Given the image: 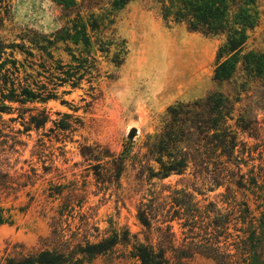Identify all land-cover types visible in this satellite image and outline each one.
<instances>
[{"label":"rangeland","instance_id":"obj_1","mask_svg":"<svg viewBox=\"0 0 264 264\" xmlns=\"http://www.w3.org/2000/svg\"><path fill=\"white\" fill-rule=\"evenodd\" d=\"M7 1L8 12L0 11V39L5 46L16 47L3 48L0 63L13 71L15 83H27L39 97L48 98H34L23 105L4 101L10 109L0 112V135H6L8 144L11 137L17 141L14 150L7 152L12 165L10 174L29 183L14 195L0 197V209L10 215V222L0 223V258L46 246L53 239L55 227L65 239L86 236L95 240L113 232L120 237L127 231L128 244L118 243L85 264H139L129 255L131 245L145 243L146 236L151 243L156 242V233L151 230L148 235L137 219L140 201L185 188L200 203L213 201L221 206L219 193L224 188L193 190L188 172L137 180L136 171L127 163L118 180L101 182L92 166L96 162L85 160L80 149L98 144L115 153L124 149L142 153L146 136L157 131L168 106L192 101L215 89L228 92L232 86H217L212 80L216 54L225 41L223 35H206L189 31L183 24L165 23L158 16V3L130 0L115 12L114 22L108 26L123 44L121 63L112 61L116 52L113 44L108 52L94 49L99 37L94 33L90 37L94 50L89 54L95 61L88 58L87 64L91 66L76 70L73 76L62 74L61 80H50L48 73L37 66L39 60L27 57L23 50L31 48L28 39L35 34L45 37L60 26L72 27L75 14L63 11L62 5L53 0ZM74 1L78 8L81 6L83 22L89 21V13L97 15L109 8L108 0ZM258 10V25L247 32L245 46L246 50L264 52V0ZM104 34L110 36L109 31ZM57 45L60 49L52 51L53 57L65 65L64 71L76 67L79 59L87 56L80 52L84 48L81 42ZM257 89L251 88L249 99L236 104L234 115L253 102ZM42 110L47 114L44 125L25 130L30 115ZM258 118L263 119L264 112ZM131 130L134 135L129 137ZM239 137L248 145L255 142L245 134ZM258 151L264 158V144ZM152 165L157 167L155 162ZM239 193L237 197H242ZM245 196L252 198L247 191ZM174 230L179 236L176 225ZM173 261L171 257L170 263ZM181 263L215 264L199 255Z\"/></svg>","mask_w":264,"mask_h":264},{"label":"trees","instance_id":"obj_2","mask_svg":"<svg viewBox=\"0 0 264 264\" xmlns=\"http://www.w3.org/2000/svg\"><path fill=\"white\" fill-rule=\"evenodd\" d=\"M53 1L62 5L63 11H73L76 20L72 27L60 26L45 37L37 34L28 37L32 46L23 50L27 57L39 60L37 66L48 73L50 80H61L62 74L68 77L76 70H85L91 66L87 65L88 58L95 61L89 54L92 50L108 52L112 44L116 49L112 61L121 63L119 53L123 52V44L117 41L108 26L114 22L115 12L130 0H108V10L99 7L104 12L89 13L86 22L80 15L81 6L78 8L74 0ZM260 1L151 0L159 4L158 16L165 23L183 24L189 31L225 37L216 54L212 80L217 86L226 83L232 87L228 92L215 89L192 101H177L168 106L157 131L146 136L142 153L126 149L115 153L98 144L83 145L80 149L85 160L96 162L92 166L101 182L118 180L129 163L136 171L137 180L148 181L153 177L188 172L193 190L224 188L219 193L221 206L213 201L200 203L185 188L173 189L166 195H151L146 202L140 201L137 219L148 235L151 230L156 233V242L151 243L146 236L145 243L131 245L129 255L139 264H182L183 259L189 260L196 255L215 264H264V158L262 151H258L264 144V118H258L264 112V52L246 50L245 46L247 32L258 25ZM8 8V1L0 0V11L8 12ZM107 31L108 37L104 34ZM94 33L99 37L95 39L97 47L93 49L90 37ZM68 41L75 45L81 42L84 48L80 52L87 56L80 58L76 67L64 71L65 65L54 59L52 51L60 49L59 42L66 45ZM5 47L13 49L16 45L5 46L0 39V52ZM255 87L258 89L252 96L253 102L245 104L234 115L236 104L249 99L251 88ZM34 98L44 101L48 95L39 97L27 83H15L13 71L0 63V112L10 109L4 101L23 105ZM29 109L23 108V111ZM46 120L44 110L30 115L25 130L32 126L38 129ZM240 134L255 142L248 145L240 139ZM1 136L0 197L6 198L29 183L18 181L10 174L12 165L7 152L14 150L17 141L11 137L8 144L6 135ZM256 151L258 157L254 156ZM154 162L156 168L152 165ZM246 191L252 195L251 199L245 196ZM238 192L242 197H237ZM6 222H10V215L0 209V223ZM56 229H52L53 239L46 246L27 253L6 255L0 258V264H85L118 243H129L127 231L120 237L113 232L89 240L86 236L65 239ZM171 257L174 263H170Z\"/></svg>","mask_w":264,"mask_h":264},{"label":"water","instance_id":"obj_3","mask_svg":"<svg viewBox=\"0 0 264 264\" xmlns=\"http://www.w3.org/2000/svg\"><path fill=\"white\" fill-rule=\"evenodd\" d=\"M134 135V130H131L129 133V137H132Z\"/></svg>","mask_w":264,"mask_h":264}]
</instances>
